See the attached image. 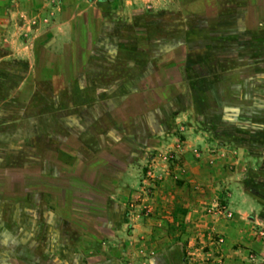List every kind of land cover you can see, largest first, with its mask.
Segmentation results:
<instances>
[{"label": "rangeland", "instance_id": "rangeland-1", "mask_svg": "<svg viewBox=\"0 0 264 264\" xmlns=\"http://www.w3.org/2000/svg\"><path fill=\"white\" fill-rule=\"evenodd\" d=\"M6 1L0 0V11H6ZM56 1L39 0L31 9L52 11ZM96 1L111 13L121 0ZM89 14L96 25L98 13ZM253 17L255 34L237 31L222 41L198 38L180 16L155 28V37L163 39L196 36L189 40V57L202 64L190 61L183 91L154 124L148 122L151 128L129 139L132 149L120 146L132 151L133 169L120 186L117 214L91 210L87 220L79 210L71 217L64 209L58 221L45 214L44 203H33L36 195L30 203L12 193L11 201L0 200V264H264V11L256 7ZM147 19L137 29L114 27L111 44L114 50L142 48L137 59L145 68L161 58L167 42L155 40L152 51ZM7 29L0 35V166L38 161L47 149L51 155L56 143L43 133L45 123L61 125L51 115L27 118L47 99L45 110H54L56 102L52 93L34 88L27 64L9 55L23 35ZM27 30L30 38L35 35ZM46 37L34 39L39 57ZM80 39L87 44L89 34L81 31Z\"/></svg>", "mask_w": 264, "mask_h": 264}, {"label": "crops", "instance_id": "crops-1", "mask_svg": "<svg viewBox=\"0 0 264 264\" xmlns=\"http://www.w3.org/2000/svg\"><path fill=\"white\" fill-rule=\"evenodd\" d=\"M36 1L39 0H7L6 11H0V35L6 27L8 33L12 27L21 31L23 37L17 40L21 43L9 55L27 64L34 88L47 96L49 92L54 95V110H45L47 99L27 118L44 121L51 115L61 125L58 121L55 125L45 123L43 133H51L56 143L51 155L47 149L38 161L0 166V200L11 201L12 193L19 192L14 199L31 203L30 196L36 195L33 203H44L45 214L58 221L64 209L71 212V217L79 210L87 220H91V210L115 216L121 203L120 186L127 183L133 169L129 156L132 151H123L120 146L132 149L129 139L151 128L148 122L154 124L157 113L187 85L190 61L195 67L202 64V60L195 62L189 57V40L196 39L192 34L198 33V38L215 35L218 41L230 39L228 36L234 39L237 31L241 35L255 34L253 13L256 7L264 11V0H121L111 13L105 12V3L96 0H57L52 11L44 6L39 11L32 10ZM144 9L147 13H142ZM90 11L98 13L96 25ZM177 16L188 21L192 34L165 36L161 58L147 68L137 59L142 48L114 50L111 45L114 27L136 28L138 21L145 18L153 30L149 35L151 44L164 41L162 36L155 37V28L170 26L169 19ZM176 23L178 26L183 22ZM26 25L35 34L31 38ZM81 31L89 34L85 45L80 39ZM44 33L47 37L39 57L33 49L34 39ZM194 47L200 57V45ZM96 88L104 93L91 95ZM169 92L172 95L166 96ZM100 184H104L103 190L96 188ZM98 189L101 203L94 206L74 198V194H93Z\"/></svg>", "mask_w": 264, "mask_h": 264}, {"label": "trees", "instance_id": "trees-1", "mask_svg": "<svg viewBox=\"0 0 264 264\" xmlns=\"http://www.w3.org/2000/svg\"><path fill=\"white\" fill-rule=\"evenodd\" d=\"M264 174V172H263ZM24 183V179L21 180ZM90 188H93L92 186H90ZM96 188H100V189H104V184H100L98 186H96ZM8 190V188H6ZM101 190V191H102ZM100 195L99 194V189L97 191H95L93 194H74V198L77 200V202H84L85 204H88L89 206H94L93 204L96 203H101L100 202Z\"/></svg>", "mask_w": 264, "mask_h": 264}]
</instances>
